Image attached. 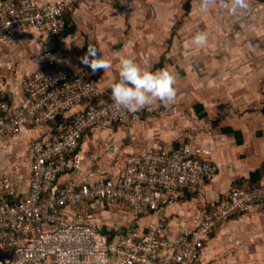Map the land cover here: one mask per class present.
Returning a JSON list of instances; mask_svg holds the SVG:
<instances>
[{"label": "built area", "instance_id": "1", "mask_svg": "<svg viewBox=\"0 0 264 264\" xmlns=\"http://www.w3.org/2000/svg\"><path fill=\"white\" fill-rule=\"evenodd\" d=\"M85 0H0V50L25 40L55 42L67 14ZM61 50V49H60ZM47 51V50H46ZM130 97L112 94L101 77L85 76L57 57H42L38 68L19 66L6 75L0 66V152L25 130L28 178L0 167V264H210L205 247L232 219L264 215V185L233 187L205 207L192 230L168 231L166 211L204 191L219 168L208 149L188 144L147 147L130 153L120 170L84 174V140L96 131L127 124ZM113 157L118 145L104 140L89 155ZM118 156H115V159ZM95 175V176H94ZM117 206L134 219L154 217L144 230L102 232L94 208Z\"/></svg>", "mask_w": 264, "mask_h": 264}, {"label": "crops", "instance_id": "2", "mask_svg": "<svg viewBox=\"0 0 264 264\" xmlns=\"http://www.w3.org/2000/svg\"><path fill=\"white\" fill-rule=\"evenodd\" d=\"M123 1L85 0L77 8L76 16L69 18L67 29L71 28V33H68L66 37L61 36L55 44H52L56 50H49L46 47L51 46L46 39H28L19 45V48H2L0 66L3 73L8 76L7 67L11 72L16 66L30 72L38 68L42 57H57L62 64L71 67L79 74L101 77L102 85L108 93L126 94L130 97V117L140 116L145 111L149 112L146 108L149 105L147 100L149 96L146 92L132 95L125 85L128 82L138 81L132 79L136 76L142 77L143 71L148 74L144 81L151 80L160 86L161 80L167 81V86L155 92L156 100L160 99L158 104H165V102H168V105L178 104L180 98L181 103L183 101L188 105L189 96H193L194 108L196 105L200 107V111L206 114V118L202 119L204 116L199 119L194 109V114L190 113L191 118L188 120L179 118V123L174 124L175 131H170V138L165 135V131L171 126V122L165 124L162 122L163 118L149 119L148 114H151V111L143 114L146 117L144 121L140 119L131 123L132 128L118 124L90 134L82 146V150L88 152L84 174L95 173L96 175L102 171L108 175L112 174L115 168L119 171L130 153H140L154 145L167 147L173 141L185 142L184 139L188 138L186 128L182 134L186 138L178 140L183 131L181 128L184 127L185 122L194 125L193 131H196V136L186 144L199 151L208 149L210 154H201V156L212 160L218 166L219 172L217 178L204 191L190 195L183 205L166 211L168 231L175 235L178 230H192L196 227L204 208L220 203L235 185L241 184L243 188H249L251 175L264 167V115L262 112L264 104L261 108L259 107V112L241 115L243 110L240 111L239 108L244 105V99L236 97L228 106V112L230 110L238 112L237 109H239L240 113H237L235 118L226 117L222 113L224 105L221 104V98L228 96L230 91L217 83L218 85L211 87L212 89L207 92L203 85L198 83L200 79L192 77L182 69L186 65L187 58L180 62L173 60L171 64H167V59L166 63H163L162 71L158 69L150 72L148 64L146 66L142 64L143 59L138 52L147 55L150 65L159 59L155 51L151 55L152 50L147 49L146 46H153L151 39L154 36L164 35V27L168 25L165 20L169 14L164 10H169L170 5L176 0H132L127 8H118V2ZM197 3L198 0L193 1L194 8H196L194 4ZM184 20V23L187 21L188 26H191L189 15ZM160 57L163 61L166 54H161ZM173 65L174 68H172ZM157 66L161 67V63ZM170 83L174 84L173 88L168 87ZM259 102L255 100L256 105ZM152 103L154 102L151 101ZM246 109L254 110L258 107H253L250 102L245 106L244 111ZM213 121H218L219 124L215 126ZM221 127H231L241 134L239 136L228 134L223 132ZM29 135H35V133L24 130L16 144L10 146L9 153L0 152V167L10 171L17 169V172H13L16 175L14 180L21 183L20 185H25L28 178L25 164H28L29 152L25 150L24 144ZM106 139L118 145V154H116L118 157L115 159L116 155L113 158L100 154L101 157L97 162H91L89 155L98 151ZM20 158L23 159L20 161ZM262 185H264V176L260 182V186ZM92 211L95 214L94 223L102 232H120L130 228L144 230L155 221L154 217L134 219L129 211L117 206L96 207ZM204 257L210 264H264V215H245L232 219L206 245Z\"/></svg>", "mask_w": 264, "mask_h": 264}, {"label": "rangeland", "instance_id": "3", "mask_svg": "<svg viewBox=\"0 0 264 264\" xmlns=\"http://www.w3.org/2000/svg\"><path fill=\"white\" fill-rule=\"evenodd\" d=\"M131 1L118 2V8H127ZM184 2L185 0H176L174 4L170 5L169 10H164L169 12L165 20L168 25L167 28L164 27V35L154 36L151 39L153 46H146L147 49L152 50L151 55L155 51L159 59L150 65L147 55L138 52L143 59L142 64L144 66L148 64L150 72L158 69L162 71L163 63H166L167 59V64H171L173 60L180 62L187 58V61L185 60L186 65L182 69L192 77L200 79L201 81L198 83L203 85L207 92L217 83L221 87H227L230 91L228 96L221 98V104L224 105L223 115L228 118H235L237 113H240L239 109L240 111L243 110L241 115L257 112L264 104V5L246 0H198V3L194 4L196 5L194 8L192 1V8L188 14L192 24L188 26L187 21L184 23V19L188 16L183 15ZM198 5L200 6L198 7ZM155 10L157 11V9ZM161 54H166L163 61L160 60ZM160 63L162 68L157 66ZM144 72L142 77L136 76L132 79L138 80L135 83H126V88L132 95L146 92L149 96L147 98L149 105L146 107L149 112L146 113L145 111L143 114L152 111L151 114H148L149 119L163 118L164 121L162 122L165 124L171 122V126L167 127L165 131V135L170 138L169 133L175 131L173 130L174 124L179 123V118L188 120L191 118L190 113L193 112L194 114L195 99L193 96H189L188 101L190 103L188 105L183 101L182 104L180 98L178 104L171 103L168 105V102L158 104L160 99H157L158 102L156 103L155 97L157 95L155 92L159 91V88L167 86V81L161 80V86L158 83L154 84L151 80L150 82L144 81L148 77V74ZM173 86L174 84L170 83L168 87L173 88ZM236 97L244 99V105L237 109L238 112L232 110L228 112V106L234 102ZM255 100L258 102L260 100V102L256 105ZM151 101L154 103L151 104ZM250 102L253 107H258V109H246L244 111L245 106L249 105ZM202 112L201 114H205ZM143 114L128 117L126 126H130L131 123L140 119L144 121L146 117ZM205 118L206 114L202 119ZM213 124L217 126L216 121H213ZM190 125L192 124L185 122L178 140L186 138L185 135H182L185 128L188 138L184 141L190 143V140L194 139L196 136V131H193L195 126ZM130 127L132 128V126ZM22 159L20 158V161Z\"/></svg>", "mask_w": 264, "mask_h": 264}, {"label": "trees", "instance_id": "4", "mask_svg": "<svg viewBox=\"0 0 264 264\" xmlns=\"http://www.w3.org/2000/svg\"><path fill=\"white\" fill-rule=\"evenodd\" d=\"M192 1H194V0H185V2L183 4V7H184L183 15L186 16V15L189 14V11L192 8V5H191L192 4ZM246 1H248V2H255V3H258V4L264 5V0H246ZM70 17H71V14H67V16H66L67 24H66L65 29L61 33V36L62 37H66L68 35V33H71V30L72 29L71 28L67 29L69 27V18ZM177 25H179V24H177ZM195 110H196L197 116H199V118H202V117L205 116L204 114H201V111H200L201 109H200V107H197V105L195 107ZM262 112H263V115H264V108H263ZM216 123L219 124L218 121H216ZM221 128H222L221 130L223 132H226L228 134H235V136L236 135L239 136L241 134V132L236 131V130H234L231 127H221ZM182 143L183 144H186V142H182ZM179 144H180V142L178 143V141H173L171 143V146L177 147ZM263 176H264V167L261 170L257 171L256 173H254L253 175H251V180H250L249 188L248 189H253V188L260 187V182H261ZM234 187L235 188H242L243 186L241 184H238V185H235Z\"/></svg>", "mask_w": 264, "mask_h": 264}, {"label": "clouds", "instance_id": "5", "mask_svg": "<svg viewBox=\"0 0 264 264\" xmlns=\"http://www.w3.org/2000/svg\"><path fill=\"white\" fill-rule=\"evenodd\" d=\"M30 40H31V39H30ZM25 41H26V40H25ZM25 41H24V42H25ZM22 44H23V43H22ZM19 47H20V46H19ZM19 47H11V48H19ZM18 65H19V64H18ZM16 67H17V66H16ZM16 67H15L14 69H16ZM18 67H19V66H18ZM18 67H17V68H18ZM7 72H8V74L10 73V68H8V67H7ZM6 77H7V76H6Z\"/></svg>", "mask_w": 264, "mask_h": 264}]
</instances>
